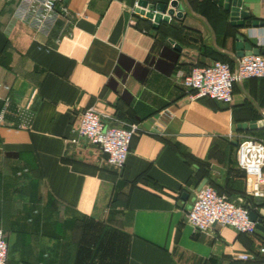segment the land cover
Masks as SVG:
<instances>
[{
    "label": "crops",
    "instance_id": "obj_1",
    "mask_svg": "<svg viewBox=\"0 0 264 264\" xmlns=\"http://www.w3.org/2000/svg\"><path fill=\"white\" fill-rule=\"evenodd\" d=\"M57 1L66 13L38 28L21 20V0H0L7 264H264V199L246 195L236 164L239 141H264V80L235 85L224 104L192 99L175 76L213 61L233 66L238 33L264 55V0H241L243 27L231 24L225 0H146L178 4L182 17L157 29L130 14L138 0ZM88 108L108 126H137L122 170L79 137ZM13 171L31 189L16 187ZM203 182L251 205L262 230L195 233L185 214Z\"/></svg>",
    "mask_w": 264,
    "mask_h": 264
},
{
    "label": "built area",
    "instance_id": "obj_2",
    "mask_svg": "<svg viewBox=\"0 0 264 264\" xmlns=\"http://www.w3.org/2000/svg\"><path fill=\"white\" fill-rule=\"evenodd\" d=\"M23 12L21 20L35 23L39 28L46 21H53L65 9L58 10L57 0H21ZM129 11L130 14L146 19L147 8L138 4ZM61 11V13H60ZM155 13V12H154ZM148 20V19H147ZM171 17L169 18V21ZM153 24V20H148ZM176 78L182 88L192 99L208 98L224 104H231L234 87L249 79L264 80V55H244L237 58L235 64L213 61L212 63L193 67L189 73H177ZM6 92L9 87L1 85ZM0 126L5 124V113L9 106L8 96L1 97ZM138 133L136 125L126 127L108 126L103 123L101 115L92 108L85 109L80 116L78 135L90 145L96 146L105 156L109 166L116 170L124 167L132 138ZM236 164L242 172L246 195L254 199H264V141L247 137L237 143ZM251 205L240 206L224 195H220L210 186H204L197 191L194 200L185 214L186 224L195 233H208L213 228L227 227L238 234L254 235L257 232V222L251 220ZM257 255L264 257V244ZM251 255L238 256L241 261L252 260ZM8 262V245L3 231L0 229V264Z\"/></svg>",
    "mask_w": 264,
    "mask_h": 264
},
{
    "label": "water",
    "instance_id": "obj_3",
    "mask_svg": "<svg viewBox=\"0 0 264 264\" xmlns=\"http://www.w3.org/2000/svg\"><path fill=\"white\" fill-rule=\"evenodd\" d=\"M225 10L229 12L230 15V21L233 26L237 27H243L244 21L247 20L248 14L241 11V0H225ZM139 6L142 8H147V12L143 13V11H140L141 14H145L146 19L153 20V28L157 29L162 23H168L169 18L175 16L176 18H181L182 15L180 12L175 13V9L177 8V2L172 1L169 5V9L166 5L163 4H156V5H149V3L146 0H139L138 2ZM155 12V13H154ZM258 23L253 22L252 26L257 27ZM235 51L236 56L238 58L244 56V55H259V51L257 49H253L252 45L248 42H245V38L241 36L239 33L235 36ZM178 51H180L179 47H176ZM261 126V122L258 123ZM256 125L252 123L250 125V129H254ZM237 130H246L247 124L237 125ZM205 182H203L198 191L201 189V187L204 185ZM250 218L251 220L257 222V229L262 230V227L260 225L261 221L258 219L257 215L253 212H250Z\"/></svg>",
    "mask_w": 264,
    "mask_h": 264
},
{
    "label": "rangeland",
    "instance_id": "obj_4",
    "mask_svg": "<svg viewBox=\"0 0 264 264\" xmlns=\"http://www.w3.org/2000/svg\"><path fill=\"white\" fill-rule=\"evenodd\" d=\"M254 138H256V137H254ZM256 139H258V138H256ZM261 140V139H260ZM18 172H20V171H13V173H14V179L12 180V182H14L15 184L14 185H16V187H19L20 189H27V191H28V189H31V186L28 184V186L26 185H23L22 183V178H23V176L24 175H22V176H17V173ZM11 176H6V177H0V180H3V183H4V185L7 183L6 181L10 178ZM12 178V177H11ZM15 180V181H14ZM1 182V181H0ZM27 183H29V182H27ZM32 208H36V207H32ZM28 209H30V208H26V209H24V208H18V212H17V214L18 215H22V214H24V211L25 210H28ZM5 219V218H4ZM3 219V220H4ZM3 221L0 219V228L3 230L4 229V225H3V223H2Z\"/></svg>",
    "mask_w": 264,
    "mask_h": 264
},
{
    "label": "trees",
    "instance_id": "obj_5",
    "mask_svg": "<svg viewBox=\"0 0 264 264\" xmlns=\"http://www.w3.org/2000/svg\"><path fill=\"white\" fill-rule=\"evenodd\" d=\"M160 27V26H159ZM158 27V28H159ZM220 62H225V63H229L228 61H225V60H222V61H220ZM203 66H205V65H203ZM237 148V147H236ZM218 194H220V195H222L220 192H218V191H216ZM229 199V198H228ZM230 200V199H229ZM251 210V212H253L254 214H256V212L255 211H253V209L251 208L250 209ZM257 215V214H256ZM257 217H258V215H257ZM8 263V262H7Z\"/></svg>",
    "mask_w": 264,
    "mask_h": 264
}]
</instances>
